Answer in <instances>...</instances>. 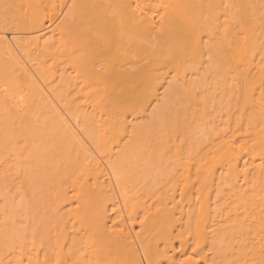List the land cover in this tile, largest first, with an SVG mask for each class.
<instances>
[{
	"label": "bare ground",
	"instance_id": "6f19581e",
	"mask_svg": "<svg viewBox=\"0 0 264 264\" xmlns=\"http://www.w3.org/2000/svg\"><path fill=\"white\" fill-rule=\"evenodd\" d=\"M0 264H264V0H0Z\"/></svg>",
	"mask_w": 264,
	"mask_h": 264
}]
</instances>
